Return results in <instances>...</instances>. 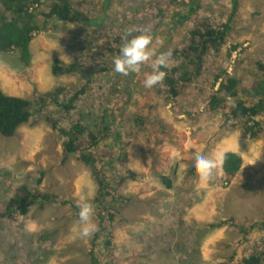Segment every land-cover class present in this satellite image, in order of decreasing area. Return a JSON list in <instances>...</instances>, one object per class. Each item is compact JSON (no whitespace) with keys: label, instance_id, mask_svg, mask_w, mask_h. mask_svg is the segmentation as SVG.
<instances>
[{"label":"rangeland","instance_id":"rangeland-1","mask_svg":"<svg viewBox=\"0 0 264 264\" xmlns=\"http://www.w3.org/2000/svg\"><path fill=\"white\" fill-rule=\"evenodd\" d=\"M69 1L87 20L48 19L45 28L33 34L27 62L16 49L0 52V88L6 94L33 98L59 85L70 89L78 80L90 78L86 92L68 115L56 114L60 125L80 120L87 131L96 129L100 111L111 96L124 97L112 127L119 128L123 140L129 142L127 166L137 175L117 190L129 199L120 203L110 222L108 249L97 241L101 264H216L233 250L240 257L248 246L233 224L264 218V134L249 139L239 130L223 129L221 112L205 108L206 77H198L167 103L163 92L143 86L145 75L152 71L150 64L128 76L113 71L125 30L148 29L158 56L186 42L193 18L207 17L214 25L226 21L232 0ZM191 4L195 12L179 23L174 13H186ZM43 9L44 5L39 7ZM36 19L44 20L40 15ZM231 43L240 47L227 59L225 51ZM75 58L86 69L81 74L52 73L54 60L66 64ZM257 61L264 66V0H238L227 43L219 53L206 57V66L209 74L217 66L225 67L248 84ZM130 80L131 95L124 103V86ZM113 86L119 89L111 93ZM138 113L144 118V131L132 122L131 115ZM34 118L10 137L0 134V208L15 186L24 183L33 188L41 177L39 190L76 204L90 202L91 220L97 225L93 175L76 156L61 162L63 138L44 116ZM160 127L166 137L155 140ZM104 145L101 150L107 154L110 145ZM227 150L242 158L230 183L221 179V161L209 180L196 173L193 160L197 154L218 158ZM161 174L170 177L171 187L165 188ZM76 211L68 202L56 201L42 209L32 205L25 215L13 219L1 217L0 264H89L93 234L80 235L84 225ZM26 219L34 225L32 229L22 223ZM43 234L48 237L34 239ZM249 238L248 245L263 247L264 228L254 229Z\"/></svg>","mask_w":264,"mask_h":264},{"label":"trees","instance_id":"trees-1","mask_svg":"<svg viewBox=\"0 0 264 264\" xmlns=\"http://www.w3.org/2000/svg\"><path fill=\"white\" fill-rule=\"evenodd\" d=\"M193 4H196L195 2ZM191 4L186 13H177L178 21H186L196 10ZM44 5L43 10L39 7ZM238 0H232L229 17L219 25H214L207 17L193 18L192 26L187 31L186 42L180 47H173L171 64L161 70L166 72L165 79L153 86L157 92H163L165 101L173 102L188 85L198 77H206L207 83L205 108L208 111H220L225 130H239L249 139H256L264 134V66L257 61L256 71L251 75L248 84L230 73L225 67H215L211 74L206 66V57L210 53H219L227 43L230 22L237 12ZM37 15L43 17L39 23ZM57 19L70 23L86 21L84 14L75 8L69 0H0V52L7 53L16 49L20 58L27 62L29 59V44L33 34L45 28L48 19ZM240 47L239 43L227 46L225 57L230 59L233 52ZM85 69L76 58L66 64L58 60L52 63L53 74H81ZM91 74V73H90ZM90 78L77 81V86L66 89L59 85L52 90L38 93L33 98L6 94L0 88V134L5 137L14 135L18 127L32 124L35 116H44L50 127L57 131L62 139V157L64 162L69 156L83 163L93 175L96 182V193L93 197L95 204L98 230L93 233L90 248L89 264H101V254L97 249V241L101 240L102 249H108L112 243L110 222L119 211L120 203L124 205L125 198L117 194V190L127 179H134L136 173L127 166L129 152L126 148L128 141L123 140L122 131L112 127L116 122L117 105L122 104L121 96L108 100L107 106L100 111L99 123L95 130H86L80 120H72L67 125L59 124L58 115L67 116L74 108L76 100L86 92ZM132 82L126 81L124 103L130 98L128 88ZM119 89L113 86L111 93ZM131 91V90H130ZM138 114L131 115L135 127L144 131V118ZM165 129L160 127L155 140L165 139ZM109 144L107 154L101 148ZM104 145V146H103ZM220 162L221 179L230 183L239 172L242 165L241 155L232 150L222 153ZM160 181L165 188L171 187L168 175H160ZM41 182L38 177L32 188L20 184L13 188V193L0 208V218L13 219L25 215L30 206L37 205L42 209L45 205L60 202L71 204L78 212L75 201L62 200L56 193L39 190L36 186ZM237 227L242 240L248 248H243V254L237 258L233 250L228 256L216 264H264V246L251 245L249 235L254 229L264 228V218L249 224H233ZM49 234V233H48ZM48 234L34 236V239H44Z\"/></svg>","mask_w":264,"mask_h":264},{"label":"clouds","instance_id":"clouds-1","mask_svg":"<svg viewBox=\"0 0 264 264\" xmlns=\"http://www.w3.org/2000/svg\"><path fill=\"white\" fill-rule=\"evenodd\" d=\"M122 39L123 44L113 60V71L128 76L130 73H139L143 65L150 64L152 71L145 75L143 86L150 89L163 82L166 72L161 69L168 66L167 61L171 56V51L157 56L156 49L152 47L153 36L148 29H127ZM222 159V155L217 158L197 154L193 160V168L202 179L209 180L212 178L218 162ZM77 207L79 219L84 225L80 235L89 237L98 230V226L91 220L94 214L93 206L88 201H81ZM22 223L26 228L32 229L34 227L27 219L23 220Z\"/></svg>","mask_w":264,"mask_h":264}]
</instances>
